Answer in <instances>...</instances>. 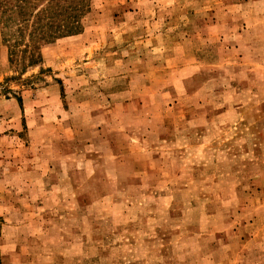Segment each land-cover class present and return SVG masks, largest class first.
<instances>
[{"label": "rangeland", "instance_id": "rangeland-1", "mask_svg": "<svg viewBox=\"0 0 264 264\" xmlns=\"http://www.w3.org/2000/svg\"><path fill=\"white\" fill-rule=\"evenodd\" d=\"M83 4L0 0V264H264V0Z\"/></svg>", "mask_w": 264, "mask_h": 264}, {"label": "trees", "instance_id": "trees-1", "mask_svg": "<svg viewBox=\"0 0 264 264\" xmlns=\"http://www.w3.org/2000/svg\"><path fill=\"white\" fill-rule=\"evenodd\" d=\"M9 2L11 10L13 8L15 12L18 11L24 16L22 23L25 27L32 25L33 33L40 38H45L49 32L51 38L64 35L65 29L75 27L78 17L85 8L83 0H9ZM69 10H73L74 13L68 15ZM68 20H71L70 23Z\"/></svg>", "mask_w": 264, "mask_h": 264}]
</instances>
